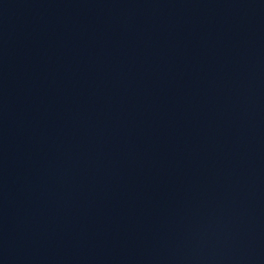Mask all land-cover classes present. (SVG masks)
I'll return each instance as SVG.
<instances>
[{
  "label": "water",
  "instance_id": "95a60500",
  "mask_svg": "<svg viewBox=\"0 0 264 264\" xmlns=\"http://www.w3.org/2000/svg\"><path fill=\"white\" fill-rule=\"evenodd\" d=\"M0 264H264V0H0Z\"/></svg>",
  "mask_w": 264,
  "mask_h": 264
}]
</instances>
